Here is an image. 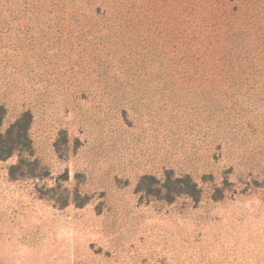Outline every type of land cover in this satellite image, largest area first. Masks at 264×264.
<instances>
[{
  "label": "rangeland",
  "instance_id": "1",
  "mask_svg": "<svg viewBox=\"0 0 264 264\" xmlns=\"http://www.w3.org/2000/svg\"><path fill=\"white\" fill-rule=\"evenodd\" d=\"M0 106V264H264V0H0Z\"/></svg>",
  "mask_w": 264,
  "mask_h": 264
},
{
  "label": "trees",
  "instance_id": "2",
  "mask_svg": "<svg viewBox=\"0 0 264 264\" xmlns=\"http://www.w3.org/2000/svg\"><path fill=\"white\" fill-rule=\"evenodd\" d=\"M5 115L4 107L0 106V159L6 161L18 154L19 162L9 168L10 177L17 179L19 176L27 175L24 167L27 159L33 156L32 140L29 135L33 117L27 111L3 131ZM144 180H146V177ZM161 188L168 192L166 199L169 202H172L178 196H188L194 198V200H199L200 190L188 175L182 178H175L173 173L168 171Z\"/></svg>",
  "mask_w": 264,
  "mask_h": 264
}]
</instances>
